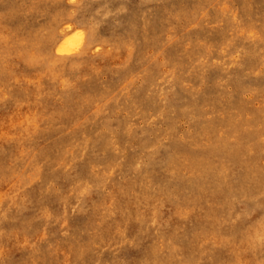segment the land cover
<instances>
[{
    "label": "rangeland",
    "instance_id": "obj_1",
    "mask_svg": "<svg viewBox=\"0 0 264 264\" xmlns=\"http://www.w3.org/2000/svg\"><path fill=\"white\" fill-rule=\"evenodd\" d=\"M0 264H264V0H0Z\"/></svg>",
    "mask_w": 264,
    "mask_h": 264
},
{
    "label": "bare ground",
    "instance_id": "obj_2",
    "mask_svg": "<svg viewBox=\"0 0 264 264\" xmlns=\"http://www.w3.org/2000/svg\"><path fill=\"white\" fill-rule=\"evenodd\" d=\"M60 37H61V36H60ZM244 229H245V228H244ZM252 232H253V231H252ZM255 232H256V231H255ZM233 235H234V234H233ZM234 236H235V235H234ZM68 248H69V247H68ZM69 250H70V249H69ZM77 250H78V249H77ZM151 250H152V249H151ZM72 251H73V250H72ZM72 251H71V252H72ZM86 252H87V251H86ZM86 252H85V253H86ZM68 253H69V252H68ZM88 254H89V253H88ZM73 255H74V254H73ZM86 255H87V254H86ZM71 258H72V255H71ZM71 258L69 257V259H71ZM218 260H219V259H218Z\"/></svg>",
    "mask_w": 264,
    "mask_h": 264
}]
</instances>
